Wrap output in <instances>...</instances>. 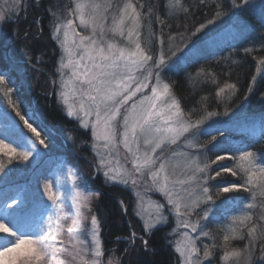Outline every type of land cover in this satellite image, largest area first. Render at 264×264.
Segmentation results:
<instances>
[{"label":"snow or ice","instance_id":"6c2138e0","mask_svg":"<svg viewBox=\"0 0 264 264\" xmlns=\"http://www.w3.org/2000/svg\"><path fill=\"white\" fill-rule=\"evenodd\" d=\"M35 2L38 7L39 0ZM72 3V7L65 5L63 16L48 9L49 14L55 17L51 25V38L61 50L56 68L58 80L53 79L51 83L54 90L59 88L58 95L67 105V116L77 117L79 125L90 131L97 158L94 169L102 172L106 184L130 189L137 198L132 214L142 220L144 232L141 235L131 230L124 239L132 248L139 240L142 249L147 251V237L157 226L166 224L171 216L177 227L183 229L174 246L179 264H211L216 245L198 243L201 237L210 236L202 223L213 211L210 205L214 204V198L208 185L217 177L230 173L233 177L239 176L243 182L229 183L227 187L217 189V197L223 193L246 192L251 200L240 208L238 215L231 217L230 233L223 235L222 248L225 250L219 260L222 264H238L243 251L247 256L246 264H252L253 242L264 238V214L255 217L252 211L257 207V196L264 198V162H258L257 152L241 148L235 149V155H217L215 160L206 163H201L200 156L193 153V150L206 153L208 145L217 147L213 143L217 136H211L205 143H201L199 137L208 134L202 128L205 120L219 113L208 111L206 115L194 119L195 110L186 113L171 85L162 79L161 71L174 69L176 60L173 57L178 60L177 52L183 50H172L171 41L176 37L163 31L172 25L161 18L159 5L151 3V0H72ZM229 4L225 11L222 2L215 3L212 18L200 23L191 35L196 36L234 9L248 7L251 0H229ZM199 5L209 7L206 0H199ZM28 8V0H3V4H0V31L5 23H17L22 17L27 19ZM180 14L187 17L194 15V12L185 5L184 0H167L165 16ZM40 19L36 20L38 25ZM145 20H148V37L142 38L141 28ZM153 22L161 26L158 36L152 30ZM259 23L262 38L259 50L264 51V7ZM184 27L187 28V25ZM251 31L250 25L242 23L233 38H243ZM13 33L18 35V28H14ZM40 33L36 34L37 38ZM109 33L125 41L126 46H121L115 39L106 40ZM153 39L159 44L155 52L151 48ZM180 40L183 42L185 36L181 34ZM252 51V47L243 49L244 53ZM255 71L257 75L264 73V56L257 59ZM257 75L252 76L247 94L253 91ZM10 83L5 74H0L2 98L35 134L39 144L47 148L48 144L41 138L40 132L28 122L29 119L36 122L35 117L26 119L25 115H21L20 104L12 100L13 88L9 87ZM213 83L216 81L213 80ZM226 90L235 94L237 85L224 83L218 87L216 97L221 98ZM247 94L244 99H247ZM260 95L264 98V92ZM203 99L207 100V97ZM224 114L227 115V110ZM0 121L5 123L6 130H11L10 136L17 145L13 147L12 143L5 142L10 138L7 131L5 139H0L2 181L10 171L8 165L14 161H28L34 153L40 155V149L23 132L8 107L3 105H0ZM242 130L264 139V116L258 121L250 120ZM216 131L219 134V129ZM226 159L234 161V165L225 167L217 163ZM259 160L264 161V153L259 155ZM211 165L219 168L214 176L210 175ZM55 182L56 191L53 190V181L45 179L42 191L38 183L36 192L17 191L11 198L6 188H0V195L3 196L0 203V215L3 216L0 219V233L15 238L14 242L0 248V264H118L119 258L102 259L104 249L98 216L93 213L90 225L85 224L89 219L86 212L92 210L93 196L98 197L99 194L86 195L77 177L72 176V189L68 191V197L75 206L78 219L75 228L68 227L66 217L60 215L64 205L58 195L65 184L60 177ZM153 193L162 195L164 202H155L154 212L145 215L141 210L144 199L150 198ZM118 202L122 213L127 216L125 202L122 199ZM231 206L236 208L239 202L232 201ZM260 207H264V201ZM10 223L14 227H10ZM129 227L131 229L130 223ZM242 230L247 232L245 250H227L230 241L245 239ZM127 252L128 249H125L124 254L127 255Z\"/></svg>","mask_w":264,"mask_h":264},{"label":"trees","instance_id":"16d2710c","mask_svg":"<svg viewBox=\"0 0 264 264\" xmlns=\"http://www.w3.org/2000/svg\"><path fill=\"white\" fill-rule=\"evenodd\" d=\"M220 2L227 11L230 7L229 0H215V3ZM46 3L47 0H39L37 7L35 0H28L27 19L22 17L17 23L3 24V30L0 31V74H5L6 79L11 80L9 87L13 88L12 100L20 104L21 115L31 112L30 116L35 117L36 122L30 119L29 123L37 128L41 138L45 139L48 144L47 148L43 146V153L46 152L47 160L53 159L54 166L60 163L69 164L84 177L90 173L94 175L89 131L82 129L75 120L67 117L57 101L55 91L50 92L49 80L54 79L52 72L57 63L58 50L51 38V23ZM184 3L190 7L194 15L185 17L180 14L166 17L163 0H157L156 3L159 5L161 18L167 19V22L172 25L170 29H163L165 34L171 33L176 37L171 41L172 50L176 51L177 48L183 50L177 52V57L182 56L188 49L196 48L183 61L173 57V60H176V67L164 70L162 76L171 85L174 95L180 100L185 112L195 110L194 119L206 115L208 111L219 113L205 120L202 128L206 129L208 134L199 137L200 142L205 143L211 139V136H217V140L213 142L217 147L213 148L212 145H208V150L204 153L209 162L215 160L217 155L237 154L236 148L255 151L259 159V155L264 153V139L250 135L242 129L248 125L250 120L258 121L264 116V98L260 95L264 92V73L257 75L255 71L257 59L264 56V51L259 50L262 42L259 35L261 31L259 16L264 7V0H251L248 7L232 10L228 16L208 25L196 36L191 35L195 28L212 18L215 10L214 0H206L209 7L200 6L199 0H184ZM230 17L234 19L238 29L242 23H247L253 31L248 32L243 38L236 36L234 39V36H231L226 40L216 41L214 46H210L214 41L207 43L208 39L216 35ZM37 18H41L39 25L36 23ZM177 25L180 27L177 28ZM184 25H187V28ZM160 27L157 23L158 34ZM14 28H18V35L13 33ZM41 28L42 33H40ZM37 33H40L38 38ZM181 34L185 36L183 42L180 40ZM245 47H252L253 51L244 53ZM36 66L40 67L41 71L35 70ZM19 69L24 70L23 73L20 74ZM253 75H257V82L253 86V91L247 94ZM213 80L216 83H213ZM224 83H235L237 90L235 94L227 93L226 90V94L217 98L215 93ZM246 94L247 99H244ZM204 97H207V100H204ZM0 104L10 107L2 98V93H0ZM226 110L227 115L224 114ZM38 118L48 125L49 129H46ZM20 122L23 123L21 120ZM216 129H219V134ZM30 133L35 137L31 130ZM45 133L49 136L47 137ZM25 163L14 161L12 165H8L10 171L4 177L5 184L0 188L8 186L6 189L10 191L9 197L21 190L22 185L28 181L32 173L38 169H44L40 161L33 166L31 162ZM217 163L232 167L235 162L226 159ZM211 169L210 175L213 176L215 171H219L216 165H211ZM237 182L243 181L239 176L233 177L230 173H226L208 185L214 198V209L212 216H209L204 223L205 231L210 232V236L202 240L205 244L216 245L214 257L211 258L212 264H221L219 257L225 250L222 248L224 222L251 200L249 193L246 192L223 193L217 197V189ZM91 185L98 191L91 190L99 194L94 213L101 221V239L104 250H114L119 258V264H175V254L168 237L169 224L157 226L151 232L147 237V251L142 249L139 240L136 241V247L132 248L124 238L130 235L131 230L141 235L144 231L129 210L127 216L122 213L118 202L122 199L129 208L132 203V191L120 185H106L99 176L91 182ZM2 201L3 196L0 195V202ZM232 201L239 202V206L232 207ZM252 211L255 217H259L264 214V207L261 209L260 204L257 203V207ZM243 235L245 236L243 240L230 241L227 250L232 248L245 250L248 244L246 230H243ZM117 237H122V239L118 240ZM10 239L11 236L0 237V248L6 246ZM262 248H264V238L253 242L252 264H264ZM125 249H128L127 255L124 254ZM240 258L242 261L239 264H246L245 252L242 251Z\"/></svg>","mask_w":264,"mask_h":264},{"label":"rangeland","instance_id":"374dc122","mask_svg":"<svg viewBox=\"0 0 264 264\" xmlns=\"http://www.w3.org/2000/svg\"><path fill=\"white\" fill-rule=\"evenodd\" d=\"M101 2H102V0H101ZM166 2H167V0H163V3L166 4ZM151 3L156 4L157 0H151ZM0 4H3V0H0ZM45 5H46L47 11H48V9H50L51 12H54V13H57L58 15L63 16L64 15V10H65V5H67L68 7H72L73 3H72V0H47V3ZM48 13H49V11H48ZM49 17H50V23H51L50 25H52V23L55 21V17L53 15H50V14H49ZM156 24L157 23H155V22L152 23V30L156 34V36H158L159 34L157 33ZM147 25H148V20H145L143 22V26L141 28L142 38H147L148 37ZM238 30L239 29L237 28V26L234 23V19L232 17H230V19L228 20V22H226L224 27L221 30H219L216 35H214L213 37L209 38L207 43H209L210 41H214L212 43V45H210V46H214L216 41L218 42V41L226 40L229 37L234 36L237 33ZM105 39L106 40L107 39H115L117 43L121 44V46H126V42L125 41H123L121 38L113 37L110 33L106 35ZM143 43H144V39H142V45H143ZM55 44H56L57 50H58V59H57V63H56L55 69L52 72V76H54L53 77L54 79L58 80V73L56 72V68L59 66L58 60H59V57L61 55V50L58 47L56 42H55ZM151 48H152V52H155V51H157L159 49V44L157 42H155L154 39H153V43L151 45ZM195 50H196V48L188 49L187 51H185L183 53L182 56L179 57L178 60L183 61L188 54L192 53ZM152 52H150V54H152ZM10 68H12V67H10ZM166 69L167 68H165V69H163L161 71V77H162V79L164 81H165V79L162 76V72L164 70H166ZM23 71L24 70L19 69L18 72H20V74H21V73H23ZM49 82L51 83L50 80H49ZM50 87H51V84H50ZM53 91H55V95H56L57 101L59 102V104H60V106H61V108L63 110V113L67 116V114H66L67 105H65L63 103L62 97H60L58 95L59 88L57 87L55 90L53 88ZM138 96H139V94H138ZM4 107H7V106L5 105ZM8 110L11 113L12 117H14L15 120L19 123L20 128L23 130V132L26 133L29 137H31L32 140H34L36 142L37 148L40 149V155L37 156L34 153L33 157H30L28 161H24V164H26L25 162H31V164L33 166L34 164H36V163H38L40 161L41 162V166L44 167L43 170L41 169L42 171L38 169V170H36V172L32 173L30 175L31 177L28 179V181L25 182L22 185V188H21L20 191H23V192H36L38 190L37 189V184L38 183L40 184V189L39 190L42 191V185H43V181L45 179L53 181V190L56 191V187L57 186H56V182L55 181H56L57 177H60L62 182L65 184V187L60 189V192L58 193V195L60 197V201L64 205L63 211L60 213V215H63V216L66 217L65 223H66V225L68 227L75 228L76 225H77V219L78 218L75 215V206H74L71 198L68 197V191L72 189V176L75 175L77 177L78 182H79L80 185H82V190L85 191L86 195L89 194V193L96 194L94 191L88 189L84 185L85 182H87L90 178H92L93 173H90L88 176L84 177V175L82 173L77 171L76 168H74L73 166H71L69 164L60 163V164H56L54 166L53 165V159L47 160L46 152L43 153V148H44L43 146L44 145H40L39 141L36 140V138L31 135L30 129H28V127L24 124V122L23 123L20 122L19 116H16V114H15V112H14V110L12 108L8 107ZM30 114H31V112H26L23 115H25V118L28 119ZM67 117H69V116H67ZM69 118L75 120L78 123V125H79L77 117L74 116V117H69ZM28 122H30V119L28 120ZM79 127H81V126L79 125ZM202 127H204V126H202ZM33 128H36V127L33 126ZM36 130H37V128H36ZM6 131H7V133L10 136L11 130L10 129L6 130L5 129V123L3 121H0V139H5ZM87 131H89V130H87ZM89 133H90V131H89ZM45 135L47 137L49 136L48 133H45ZM63 135L65 136V134H63ZM90 136H91V133H90ZM5 142L6 143H12L13 147H17V145L15 143H13V140H12L11 136H10L9 139L5 140ZM29 150H31V149H29ZM177 150L179 151V149H177ZM90 152L92 154V158L91 159L94 161V164H95L97 158H96L94 150L92 148V138H91V144H90ZM193 153L200 156L201 163L209 162V159L207 158V156L204 153H198V152H195V150H193ZM258 162H260L259 159H258ZM92 171L94 172V166L93 165H92ZM98 176L100 177L101 181L104 184H106L105 183V178H104L102 172H98ZM4 182L5 181H4V177H3L2 181H0V186L5 184ZM106 185H108V184H106ZM112 185H116V184H112ZM7 187L8 186L3 187V188H7ZM9 192L10 191L8 190V193ZM15 195H16V193L13 196H15ZM11 197H9V198H11ZM44 199L46 200L47 197L45 196ZM136 199L137 198L134 196V194L132 192V203H131V206H129L128 210H129L130 214L135 219H137L139 225L141 226L142 231H144L143 227H142V220L132 214L133 206L135 204ZM97 201H98V197L94 195L93 196V200H92V204H91V209L92 210L89 211V212H86V215L89 218L85 222L86 226L90 225V217L94 213V208H95V204L97 203ZM262 201H264V198H261V197L257 196L255 203L256 204L257 203L261 204ZM155 202H164L162 195L153 193V194H151L150 198H145L143 206H142V209H141L142 213H144L145 215L153 213L154 212L153 204ZM0 203H2V202H0ZM210 206L214 209V204L210 205ZM261 209H263V207H261ZM211 213H210V216H212ZM200 214L201 213H198L197 215H200ZM238 214H239V211L237 213L233 214L232 216L238 215ZM0 219H3L2 215H0ZM193 219H196V217H193ZM127 221H129V219ZM231 222H232L231 218H228L226 220V222H224L225 224H224V227H223V235L230 233L229 225L231 224ZM202 223L204 224L205 221H202ZM166 224H169L168 237H169V243H170V245L172 247V251L175 254V264H179L178 254L174 251V246L179 241V239H180L179 233L182 232L183 229L177 227L174 218L171 217V216L169 217V220H168V222ZM166 224H164V225H166ZM11 226L14 227V225L10 223V227ZM241 234L243 235V230H242ZM9 236L10 235L7 234V233H0V237L8 238ZM65 238H67V234H66ZM207 238L208 237H201V239H200V241L198 243L199 244H205L202 239H207ZM14 240H15V238L11 237V239L9 240V243L11 241L14 242ZM8 246H10V244ZM109 257L118 258L117 255L115 254L114 250H111V249L104 250V255H103L102 259L104 261H107L109 259ZM240 257L238 258V264L242 261V259ZM118 264H119V260H118ZM221 264H222V262H221Z\"/></svg>","mask_w":264,"mask_h":264},{"label":"water","instance_id":"95a60500","mask_svg":"<svg viewBox=\"0 0 264 264\" xmlns=\"http://www.w3.org/2000/svg\"><path fill=\"white\" fill-rule=\"evenodd\" d=\"M53 87V86H52ZM44 127H46V125L45 124H42ZM97 175H96V173H95V176H94V178L96 177ZM91 181H93V179L92 180H90L89 182H91ZM88 182V183H89ZM88 183H86V185H88ZM96 191H98L97 189H95Z\"/></svg>","mask_w":264,"mask_h":264}]
</instances>
